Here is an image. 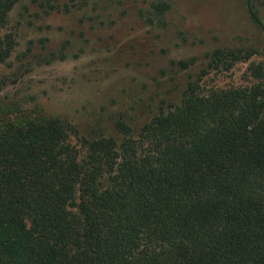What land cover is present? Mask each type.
<instances>
[{
    "label": "trees",
    "instance_id": "16d2710c",
    "mask_svg": "<svg viewBox=\"0 0 264 264\" xmlns=\"http://www.w3.org/2000/svg\"><path fill=\"white\" fill-rule=\"evenodd\" d=\"M89 1L33 0L48 15ZM19 2L0 0V64L17 47L8 25ZM170 10L151 3L147 22L165 27ZM256 55L214 50L178 104L137 132L119 116L108 131L82 134L59 115L0 101V264H264V55L251 62ZM246 61L249 85L206 88L209 75ZM7 86L0 76V94Z\"/></svg>",
    "mask_w": 264,
    "mask_h": 264
},
{
    "label": "rangeland",
    "instance_id": "374dc122",
    "mask_svg": "<svg viewBox=\"0 0 264 264\" xmlns=\"http://www.w3.org/2000/svg\"><path fill=\"white\" fill-rule=\"evenodd\" d=\"M155 1L90 0L48 15L33 0H20L8 25L17 47L0 64L8 82L0 101L29 115H59L82 134L108 131L119 116L137 132L160 107L178 104L214 50L259 53L251 62L264 55V32L246 0H165L171 6L165 27L147 22ZM253 1L264 19V0ZM250 61L209 75L206 88L249 85ZM180 62L190 68L180 69Z\"/></svg>",
    "mask_w": 264,
    "mask_h": 264
}]
</instances>
